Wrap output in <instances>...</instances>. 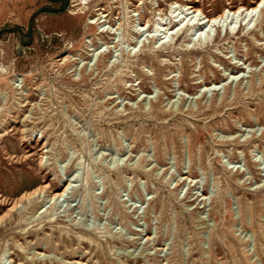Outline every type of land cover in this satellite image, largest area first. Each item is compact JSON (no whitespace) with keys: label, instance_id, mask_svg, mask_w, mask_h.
Returning a JSON list of instances; mask_svg holds the SVG:
<instances>
[{"label":"rangeland","instance_id":"obj_1","mask_svg":"<svg viewBox=\"0 0 264 264\" xmlns=\"http://www.w3.org/2000/svg\"><path fill=\"white\" fill-rule=\"evenodd\" d=\"M36 190L0 264H264V1L0 0V217Z\"/></svg>","mask_w":264,"mask_h":264},{"label":"bare ground","instance_id":"obj_2","mask_svg":"<svg viewBox=\"0 0 264 264\" xmlns=\"http://www.w3.org/2000/svg\"><path fill=\"white\" fill-rule=\"evenodd\" d=\"M260 5H261V3H260ZM185 8H186V10L189 11V13H187L186 16H189L190 14H194V16L195 15H203V14H201V11H192L193 8L190 7V6H185ZM258 9H259V6L258 7H251V8H242V7H240L239 9H237L235 11H232L230 9H224L221 14H219V15H217L215 17H212V18H206V17H204V19H203L204 21L202 23H200V25L203 26V29L207 28L208 26H211V24L214 27L216 23H220L223 20L226 21L229 18L230 15H232V18H233V17L238 16V15L239 16H242L244 13H246V16L245 17H247L248 15H251V14L255 13ZM182 22L183 21H180L172 29L170 28L171 31H174V29H177ZM40 189H46V187H42ZM67 190H68V187L63 192H59V193L54 194L52 196V199L53 200H59V199L63 198L64 195H65V193L67 192ZM37 191L39 192V190H36L33 193H25L21 197H19L18 199H16L13 203L5 205L6 207H8V210H7V212H6V214L4 216H1L0 217V223L3 222V221H5L10 216L11 212L14 211V208L18 205V203L22 202L26 198H29L31 195H33ZM0 197H2V196H0Z\"/></svg>","mask_w":264,"mask_h":264}]
</instances>
